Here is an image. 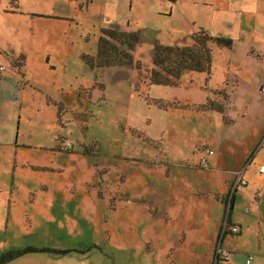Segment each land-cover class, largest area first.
Masks as SVG:
<instances>
[{"label": "rangeland", "instance_id": "rangeland-1", "mask_svg": "<svg viewBox=\"0 0 264 264\" xmlns=\"http://www.w3.org/2000/svg\"><path fill=\"white\" fill-rule=\"evenodd\" d=\"M199 29L231 42L212 44L210 73L184 72L176 86L151 84L155 48L191 46ZM106 31L127 36L113 41ZM101 40L131 55L132 65L100 64ZM0 65L21 83L23 69L29 73L31 87L17 105L19 140L59 149L21 154L42 168H23L17 183L0 191L22 211L24 233L15 227L6 239L71 250L22 257L208 261L206 248H198L204 239L180 205L188 215L192 190L205 187V178L220 181L211 163L200 168L208 148L222 155L233 144L261 147L264 157V0H0ZM210 102L224 112L210 110ZM31 211L46 233L28 234Z\"/></svg>", "mask_w": 264, "mask_h": 264}, {"label": "crops", "instance_id": "crops-1", "mask_svg": "<svg viewBox=\"0 0 264 264\" xmlns=\"http://www.w3.org/2000/svg\"><path fill=\"white\" fill-rule=\"evenodd\" d=\"M230 1L219 0V3L228 6ZM203 5L210 10L214 8L213 4L205 3ZM22 74L25 83L20 82L14 69L12 72H7L6 69L0 71V157L2 160L4 158L3 163L0 161V177H3L0 181L3 185L1 192H8L7 187L17 183L15 178L23 175V172H21L23 168L28 169L27 171L42 168L34 161H32V164L30 160L24 162L21 156L23 151L25 153V151L46 150L54 154L59 151L54 147L47 149L38 146V144L19 140L24 135L20 129L21 112H19L17 105L23 101L24 91L31 87L29 73H26L23 69ZM220 90L222 88L215 90L213 93L216 91L217 93L214 95H217ZM223 90L226 93V89L223 88ZM232 148L231 152L224 150L222 155H218L214 148H208L209 150L212 149L213 154L204 156L207 162L205 165H201L200 168L205 169L208 166L207 164L211 163L213 170L211 169L210 173L218 174L220 181L205 178L207 181L205 187L193 189L195 196L187 197V199H190L189 203L191 205V209L188 211L189 214H184L185 204L181 203L180 210L183 211L181 217L191 221L197 233L203 237L204 241L199 243L198 248L202 250L206 248L207 253L205 255L208 256V261L205 264H246L248 257H251L249 264H264V170L261 171V168L264 169V157L260 155L262 148L257 147L246 151L241 146L234 144ZM240 155L241 159L239 160L236 157ZM236 162L237 164H235ZM228 172H231V178H225L222 175ZM27 174L30 175L31 173ZM239 175L246 183L234 187ZM200 177L202 178V175ZM248 190H252V192L250 193ZM196 193H200V196H196ZM228 194L229 197H226ZM223 195L224 197H222ZM14 198L11 194L0 197V234L3 233L5 238V240L0 238V264H66L62 261V258H56L50 263L47 259L39 260L34 257H25V255L9 262H2L3 255L8 252L26 249L64 250L60 247L37 246L33 243L17 245L15 237L9 238L10 240L6 239L9 234L14 235L10 229L12 230L15 227H18L17 234L24 233L21 226L23 224L22 211L18 210L17 200L14 201ZM229 201L231 210L229 211L227 224ZM31 212L37 217L33 214L28 215V212L26 213L24 218L31 220L28 234H32L37 228L46 233V229L40 228L39 223L34 220L40 216L35 211ZM45 223L49 224V218L45 219ZM226 226H228L227 230L224 228ZM231 227H237L238 233H231L229 231ZM217 247L228 252L229 256L226 260L216 261L215 250Z\"/></svg>", "mask_w": 264, "mask_h": 264}, {"label": "trees", "instance_id": "trees-1", "mask_svg": "<svg viewBox=\"0 0 264 264\" xmlns=\"http://www.w3.org/2000/svg\"><path fill=\"white\" fill-rule=\"evenodd\" d=\"M105 34L113 41L125 40L124 38L127 36L126 33L116 31H106ZM214 43L229 46L231 42L219 37L214 38L204 29H199L192 35L191 46L164 47L158 45L153 55L154 69L151 70L149 77L151 84L176 86L184 72L210 73L212 60L211 46ZM97 59L101 60L100 64H106L107 66L132 65L131 55L127 52L119 51L115 45L112 46L109 42L103 40L99 42ZM207 105L210 110L217 113L222 114L224 111V106L221 104L210 102ZM230 210L231 203L229 201L226 219L227 224ZM44 251H51L55 254H68L71 252V250H41V252ZM29 252H37V250L26 249L23 251L8 252L3 255L1 260L4 263L9 262ZM215 258L216 261L221 260L216 255Z\"/></svg>", "mask_w": 264, "mask_h": 264}, {"label": "built area", "instance_id": "built-area-1", "mask_svg": "<svg viewBox=\"0 0 264 264\" xmlns=\"http://www.w3.org/2000/svg\"><path fill=\"white\" fill-rule=\"evenodd\" d=\"M4 66H0V71H4ZM261 93H264V88L261 90ZM69 147V146H68ZM207 153H208V155H212L213 154V152L211 151V150H207ZM206 159L205 158H202L201 160H200V164L201 165H205L206 164ZM264 169L263 168H261V171H263ZM245 181L241 178V176L239 175L238 176V178H237V180H236V182H235V186L234 187H236L237 185H239V184H242V185H245ZM226 230H227V226L226 227H224ZM224 229V230H225ZM225 230V231H226ZM229 231L231 232V233H234V234H236V233H238V228L237 227H231L230 229H229ZM215 255H216V257H219V259H223V260H226L227 258H228V256H229V254H228V252H226V251H224L223 249H221L220 247H217L216 248V250H215ZM251 262V257H248V259L246 260V264H249Z\"/></svg>", "mask_w": 264, "mask_h": 264}]
</instances>
